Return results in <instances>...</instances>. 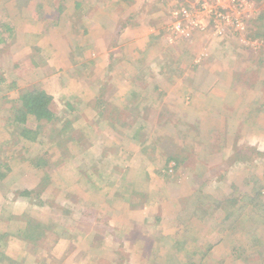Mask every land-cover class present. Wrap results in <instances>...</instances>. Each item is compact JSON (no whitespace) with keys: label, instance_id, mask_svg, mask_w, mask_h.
I'll list each match as a JSON object with an SVG mask.
<instances>
[{"label":"rangeland","instance_id":"374dc122","mask_svg":"<svg viewBox=\"0 0 264 264\" xmlns=\"http://www.w3.org/2000/svg\"><path fill=\"white\" fill-rule=\"evenodd\" d=\"M0 264H264V0H0Z\"/></svg>","mask_w":264,"mask_h":264},{"label":"trees","instance_id":"16d2710c","mask_svg":"<svg viewBox=\"0 0 264 264\" xmlns=\"http://www.w3.org/2000/svg\"><path fill=\"white\" fill-rule=\"evenodd\" d=\"M23 104L33 112L37 118H42L45 116H50V111L48 109L49 96L45 94L42 90H31L25 92L22 97Z\"/></svg>","mask_w":264,"mask_h":264}]
</instances>
